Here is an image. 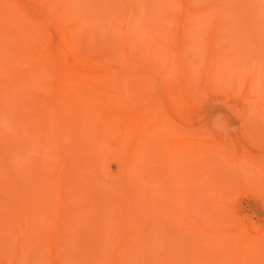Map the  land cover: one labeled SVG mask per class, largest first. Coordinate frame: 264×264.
<instances>
[{
    "label": "rangeland",
    "instance_id": "1",
    "mask_svg": "<svg viewBox=\"0 0 264 264\" xmlns=\"http://www.w3.org/2000/svg\"><path fill=\"white\" fill-rule=\"evenodd\" d=\"M48 1L0 0V264H239L235 218L264 236V0ZM161 34L179 69L151 58ZM117 101L154 113L141 158L108 117ZM220 142L246 182L220 177L235 164Z\"/></svg>",
    "mask_w": 264,
    "mask_h": 264
},
{
    "label": "bare ground",
    "instance_id": "2",
    "mask_svg": "<svg viewBox=\"0 0 264 264\" xmlns=\"http://www.w3.org/2000/svg\"><path fill=\"white\" fill-rule=\"evenodd\" d=\"M40 1V0H39ZM46 1H48V0H46ZM57 1V0H56ZM71 1V0H70ZM69 1V2H70ZM68 2V3H69ZM48 3H51L50 1H48ZM47 3V4H48ZM39 4V3H38ZM54 4V3H53ZM69 4H72V3H69ZM50 4H48V6H49ZM54 7V6H53ZM64 7H65V5H64ZM72 7V6H71ZM52 8V7H51ZM61 8H63V7H61ZM69 8H70V6H69ZM54 9V8H53ZM67 9V8H66ZM51 10V9H50ZM17 11V10H16ZM46 11V10H45ZM52 11V10H51ZM19 14V13H18ZM58 14V13H57ZM56 14V15H57ZM74 15V14H73ZM196 15H198V20H196V21H198L197 22V25H203L204 24V22H206L208 19L207 18H205L204 16H200L201 15V13L199 12V13H197ZM196 15H195V17H196ZM76 16H77V14H76ZM170 16H171V18H173V17H175L176 15H174V13H172V14H170ZM78 17V16H77ZM70 18V17H69ZM71 19V18H70ZM179 19V18H178ZM72 20V19H71ZM79 20V19H78ZM66 22H68V21H66ZM13 24V23H12ZM82 24V23H81ZM63 25V24H62ZM72 25V24H71ZM71 25H70V27H71ZM74 25V24H73ZM79 25H80V23H79ZM14 26V25H13ZM75 26V25H74ZM81 26V25H80ZM79 27V26H78ZM14 28V27H13ZM37 28V27H36ZM57 29H58V27H57ZM74 29V28H73ZM72 29V30H73ZM62 30V29H61ZM67 30V29H66ZM76 30V29H75ZM79 30V29H78ZM77 30V31H78ZM64 31H65V29H64ZM77 31H75V32H77ZM199 32V28H196V32ZM60 32V31H59ZM63 32V31H62ZM62 32H60V36H61V33ZM71 32V30H69V33ZM78 33V32H77ZM138 33H139V31H138ZM63 34V33H62ZM66 35V34H65ZM69 35V34H68ZM71 35V34H70ZM74 35V31L72 32V37H73V39L71 40V42L73 41H76V40H74V37L75 36H73ZM77 36V35H76ZM168 36H169V38H168ZM66 37H67V35H66ZM68 37H70V39L72 38L71 36H68ZM138 36H136V38H137ZM156 38H158L159 40L158 41H156V42H158V44H156V45H154V47H151V50H152V53H153V55H151V58H154V59H156V58H158V59H161V61H163V65L170 71V70H174V69H176V68H178V65L176 64V63H171L170 62V58H166V54H167V52H166V50H167V48H169V46H171L172 45V40H173V38L172 37H170V35H163V34H161L160 36L158 35ZM75 39H77V38H75ZM64 40H65V38H64ZM138 40V39H137ZM68 41H69V39H68ZM66 42V41H65ZM71 42H69L70 43V46H71ZM72 42V43H73ZM80 42V41H79ZM154 42H155V40H154ZM74 43H76V42H74ZM65 44V43H64ZM75 45V44H74ZM78 45V44H77ZM193 45H195V44H193ZM192 45V47H194ZM66 47V46H65ZM72 47V46H71ZM195 47H196V45H195ZM194 47V48H195ZM75 48V47H74ZM73 48V49H74ZM125 48V47H124ZM67 49V48H66ZM69 49V48H68ZM126 49V48H125ZM76 50V49H75ZM45 52V51H44ZM166 52V53H165ZM164 53H165V58L163 59V56H164ZM8 54H10V52L8 53ZM15 54V53H14ZM50 54V53H49ZM65 54V53H64ZM63 54V55H64ZM77 54V53H76ZM52 55V54H51ZM61 55V54H60ZM84 56V55H83ZM7 57V56H6ZM8 57H12V56H8ZM61 57V56H60ZM75 57V56H74ZM47 58V57H46ZM9 59V58H8ZM49 59V58H48ZM60 59V58H59ZM63 59H64V57H63ZM67 59V58H66ZM78 59H80V58H78ZM82 59V58H81ZM129 59V58H128ZM145 61L144 62H146V59H144ZM67 61V60H66ZM153 61V60H152ZM6 62H8V61H6ZM47 62H49V61H47ZM63 62V61H62ZM65 62V61H64ZM63 62V63H64ZM155 62H156V60H155ZM79 63V62H78ZM152 63V62H151ZM162 63V62H161ZM160 63V64H161ZM51 64H54V63H51ZM77 64V63H76ZM80 64V63H79ZM81 64H83V63H81ZM157 64V63H156ZM6 65V64H5ZM40 65H42V71H43V69L44 70H48L49 71V69L46 67V66H43V64H40ZM10 66V65H9ZM11 66H12V64H11ZM38 66H39V64H38ZM70 66V65H69ZM81 66V65H80ZM90 66V65H89ZM158 66V65H157ZM160 66V65H159ZM162 66V65H161ZM179 66H180V64H179ZM82 67V66H81ZM50 68V67H49ZM83 68V67H82ZM155 68V67H154ZM154 68H152V69H154ZM157 68V67H156ZM155 68V69H156ZM170 68H172V69H170ZM66 69V68H65ZM77 69V68H76ZM158 69V68H157ZM156 69V70H157ZM179 69V68H178ZM217 70H218V68H216ZM74 70V69H73ZM82 70V69H81ZM172 70V71H173ZM215 71V72H213L212 71V73L213 74H216V75H218V71ZM39 71V70H38ZM72 71V70H71ZM220 72V71H219ZM47 72H45V74H46ZM60 73H62V72H60ZM67 73V72H66ZM209 73H210V71H209ZM222 73V72H221ZM42 74V73H41ZM45 74H43V75H45ZM39 75V74H38ZM65 75V74H64ZM87 75V74H86ZM130 75V74H129ZM216 75L214 76V75H212V77L214 76V77H216ZM221 76H222V78L223 77H227V75H225V74H223V75H225V76H223L222 74H220ZM79 76V75H78ZM77 76V77H78ZM81 76V75H80ZM97 76V75H96ZM220 76V77H221ZM234 77H236L235 75H233ZM234 77H231V80H232V86L234 85V86H236L237 85V82L236 83H234L236 80H237V77H236V79L234 78ZM74 78H75V76H74ZM79 78V77H78ZM77 78V79H78ZM85 78H87V77H85ZM92 78V77H91ZM96 78V77H95ZM102 78H104V77H102ZM179 78V77H178ZM235 80H234V79ZM76 79V78H75ZM80 79V78H79ZM97 79V78H96ZM81 80V79H80ZM173 80V79H172ZM234 80V81H233ZM81 81H83V80H81ZM84 81H85V79H84ZM100 81V80H99ZM95 82V81H94ZM103 82H105V81H103ZM107 82V81H106ZM85 83V82H84ZM89 83H92V82H89ZM122 83V82H121ZM67 85V84H66ZM106 84H104V86H105ZM123 86V85H122ZM126 86V85H125ZM176 86V85H175ZM21 87V86H20ZM70 87V86H69ZM115 87H116V85H115ZM133 87V86H132ZM82 88V87H81ZM99 88V87H98ZM118 88V87H117ZM177 88V87H176ZM234 88V87H233ZM251 88V87H250ZM62 89H67V87H63ZM253 89V88H252ZM76 90V89H75ZM78 90V89H77ZM122 90H123V88H122ZM146 90V89H145ZM66 91V90H65ZM91 91V90H90ZM93 91V90H92ZM99 91H101V89L99 90ZM170 91V90H169ZM235 91H236V89H235ZM61 92H62V90H61ZM73 92L74 91H72V90H69L68 91V96L66 97V96H64L63 97V99H64V102H65V104L66 103H68L69 102V99H70V96L73 94ZM87 92H89V91H87ZM144 92H146V91H144ZM253 90L252 91H250V92H248V94L247 95H249V96H247L246 95V97H248V99H249V97H253ZM75 93V92H74ZM78 93H79V91H78ZM95 93V92H94ZM98 93V92H97ZM96 93V94H97ZM102 93H104V92H102ZM173 93V92H172ZM171 93V94H172ZM76 94L77 93H75V96H76ZM114 94V93H113ZM84 95V94H83ZM86 95V94H85ZM252 95V96H251ZM62 96V95H61ZM108 96V95H107ZM111 95H109V98L107 99V97H106V99H107V101H109V99L113 96H111ZM116 97L115 98H118L117 96H119V95H115ZM256 96V95H255ZM258 96V95H257ZM73 97V96H72ZM101 97V96H100ZM120 97H124L123 96V94L122 95H120ZM118 98L119 100H121V98ZM246 97H244V98H246ZM77 98V97H76ZM91 99H93L92 97H91ZM97 99V98H96ZM111 99H113V98H111ZM118 99H116V100H118ZM122 99H125V98H122ZM247 99V98H246ZM245 99V100H246ZM76 100V99H75ZM101 100V99H100ZM103 100V99H102ZM115 100V101H116ZM168 100H169V98H168ZM252 100V99H251ZM106 101V100H105ZM106 101V102H107ZM114 101V100H113ZM123 102H124V100H122ZM121 101V102H122ZM132 101V100H131ZM136 101V100H135ZM139 101V100H138ZM249 101V100H248ZM248 101H247V103H248ZM73 102V101H72ZM93 102H94V100H93ZM100 102V101H99ZM110 102V101H109ZM152 102V101H151ZM259 102H260V100H257L256 101V103L255 104H257L258 103V105H259ZM108 103V102H107ZM115 102H112V104L111 105H109V104H107L106 106L108 107V113H109V109L111 108L110 106H113V104H114ZM143 103V102H142ZM69 104H71V103H69ZM69 104H67V105H69ZM124 104V107H127L126 105L127 104H125V103H123ZM135 104V103H134ZM158 104V103H157ZM263 104V103H262ZM159 105V104H158ZM247 105V104H246ZM261 105V104H260ZM106 106L104 107V108H106ZM121 104L120 103H118V101L115 103V105L113 106L114 108V110H112L111 109V111L112 112H110L109 113V116L108 117H110V119H113L114 121H113V123H119V122H117V121H122V120H125V121H128L127 123L129 124V129L127 128L128 127V125H126L127 127V129L129 130H127V129H125V131L123 130V143L124 142H128L127 144H129V148H128V153L129 154H127L128 155V161H131V160H133L134 158L133 157H137V156H139L140 154L142 155L143 154V152L142 153H140V152H137V151H139V149L141 150V149H143V147H145L144 145H143V143H142V141H145V138H146V136L147 135H149V131H150V133H152V131L151 130H155V129H151V127H153V125H154V122H156V118L154 117V121L152 120V118H153V114H151L150 116H152V118H149V117H147L148 116V114H145V113H143V111L142 110H134V109H131L130 111H128V112H126V113H123V111L121 112L120 111V109L119 108H121ZM135 106V105H134ZM262 106V105H261ZM110 107V108H109ZM133 106H131V108H132ZM136 107V106H135ZM134 108V107H133ZM145 108V107H144ZM144 108H142V109H144ZM257 108V107H256ZM257 109H260V107L259 108H257ZM56 110V109H55ZM126 110V109H125ZM127 110H129V109H127ZM145 110V109H144ZM157 110V109H156ZM56 112H59V111H56ZM149 114H150V112H149ZM156 115V114H155ZM148 118L149 119H151V121H153V123H151L150 125H152V126H150V125H148L149 123H150V120H148ZM105 119H108L107 118V116H106V118ZM120 119H122V120H120ZM110 121V120H109ZM108 121V122H109ZM148 121H149V123H148ZM110 123H112V122H110ZM122 123V122H121ZM124 123V122H123ZM165 124V126L167 127V124L166 123H164ZM155 125H156V123H155ZM158 126V125H157ZM124 127V126H123ZM162 127V126H161ZM154 128H156V127H154ZM131 129V130H130ZM166 129V128H165ZM157 130V129H156ZM167 130V129H166ZM162 132V130L160 131V133ZM162 134V133H161ZM158 135H159V132H158ZM168 135V134H167ZM171 135H173V134H170L168 137H170ZM181 135V134H180ZM196 135V134H195ZM194 135V136H195ZM173 139V141H176V142H178L179 144V148H177V150H181L180 151V153H183V152H186V151H188L189 153H191V154H195L196 156H198V154H201L203 151H202V149H204V148H202L201 149V147L200 146H194L195 145V143H189L187 140H179V139H177V135H176V137L173 135V136H171ZM180 137V136H179ZM197 138V137H196ZM165 139V138H164ZM167 139V138H166ZM165 141V140H164ZM149 142V141H148ZM154 142V141H153ZM166 142H167V140H166ZM191 142V141H190ZM145 143V142H144ZM147 143V142H146ZM229 143V142H228ZM139 145V146H138ZM140 145H143V147L142 146H140ZM146 146H147V144H145ZM225 143L224 142H220V143H218L216 146H214L212 149V151L211 152H213V153H215L216 154V157L215 158H217L218 156H219V158L221 157V158H228L227 159V161H228V163H231L232 162V164L233 163H235L234 164V167H231L230 166V164H229V168H230V170H228L229 172H226L225 173V171L223 172V173H221V172H219V171H217V173L219 174V176H220V173L223 175H221L220 177H229V178H231L232 180L234 179V180H237V181H240V179H241V181H242V178H241V176L244 178V176H243V173L246 171V170H241V168H240V170L242 171V175L239 173L238 174V172H239V167L241 166V165H236V162H234V160L232 159V157H230V156H232L231 154L232 153H229V147L226 145V147H225ZM150 146H152V145H150ZM156 147V146H155ZM161 147V146H160ZM174 147H176V143H175V146ZM181 147V148H180ZM198 147H199V149H198ZM152 148V147H151ZM157 148V147H156ZM155 148V149H156ZM182 148H184L185 150L183 151V149ZM145 149V148H144ZM206 149V148H205ZM147 150V149H146ZM149 150V149H148ZM152 150H153V148H152ZM166 150V149H165ZM144 151V150H143ZM155 151V150H154ZM172 152H169V155H170V157H172L171 156V154L173 155V148H172V150H171ZM183 151V152H182ZM137 152V153H136ZM206 152V151H205ZM136 153V154H135ZM151 153H153V151H151ZM171 153V154H170ZM133 154H135L136 156H132ZM138 154V155H137ZM174 154H176V153H174ZM178 154V153H177ZM176 154V155H177ZM186 154H187V152H186ZM203 154V153H202ZM207 154H208V152H207ZM212 154V153H211ZM230 156H229V155ZM126 155V156H127ZM144 156H145V153L143 154ZM142 155V156H143ZM168 155V154H167ZM189 155V154H188ZM192 155V156H193ZM209 155V154H208ZM95 156V155H94ZM132 157L133 159H131V158H129V157ZM150 156V155H149ZM175 156V155H174ZM185 156H187V155H185ZM191 156V157H192ZM206 156V155H205ZM224 156V157H223ZM194 157V156H193ZM192 157V158H193ZM210 157V156H209ZM95 158V157H94ZM138 158H141V156H139ZM199 158V157H198ZM197 158V160H193V161H198L199 159ZM202 158H204V157H202ZM220 158V159H221ZM224 158V159H225ZM230 158V159H229ZM196 159V158H195ZM144 160V159H143ZM169 160H170V158H169ZM226 160V159H225ZM224 160V161H225ZM200 161V160H199ZM217 161V160H216ZM221 161V160H220ZM134 162H135V160H134ZM133 162V163H134ZM136 162H139V161H137L136 160ZM238 162V161H237ZM144 163V162H143ZM223 163H225V162H223ZM241 162H240V160H239V163L238 164H240ZM136 164V163H135ZM231 164V165H232ZM142 165V164H141ZM238 167V169L236 170V173L234 172V173H232L233 171H235V169L232 171L231 170V168H235L236 166ZM124 166H126V165H124ZM227 166V165H226ZM242 166H244V165H242ZM131 167V166H130ZM197 167V166H196ZM245 167V166H244ZM243 167V168H244ZM126 168H127V166H126ZM129 168V167H128ZM194 168V167H193ZM223 167H221V169H222ZM224 168L226 169V167L224 166ZM245 168H247V167H245ZM260 169H262L263 167H262V165L259 167ZM228 169V168H227ZM227 169H226V171H227ZM251 169V168H250ZM139 170V169H138ZM131 171H133V169L131 170ZM244 171V172H243ZM252 171V170H251ZM262 171H263V169H262ZM135 173H136V171H134ZM247 172V171H246ZM264 172V171H263ZM135 173H133V174H135ZM255 173V172H254ZM261 173V172H260ZM137 174H140L139 172L138 173H136L134 176H136ZM131 175V174H130ZM245 175V174H244ZM247 175H249V173L247 174ZM256 175V174H255ZM254 175V176H255ZM136 177H138V176H136ZM262 177V176H261ZM248 177H246V179H247ZM250 178V177H249ZM257 178H258V175H257ZM217 179H219V177L217 178ZM245 178L243 179V181L244 180H246ZM254 179V178H253ZM249 180V179H248ZM250 180H251V178H250ZM263 180V179H262ZM242 181V183H244V182H246V181H244L243 182ZM252 181V180H251ZM264 181V180H263ZM258 182V181H257ZM262 182V181H261ZM260 182V183H261ZM238 183V182H237ZM250 183H255V182H250ZM258 184H259V182H258ZM263 184V183H262ZM240 185V184H239ZM242 185V184H241ZM261 185V184H260ZM263 186V185H262ZM264 187V186H263ZM249 189H252V188H249ZM254 192V191H253ZM263 192V191H262ZM258 193V192H257ZM261 195V194H260ZM263 195V194H262ZM263 199V198H262ZM165 204V203H164ZM53 209V208H52ZM172 209H174V210H176L175 211V213H177L178 211H177V208L176 207H173ZM190 209V208H189ZM53 212H54V210H53ZM232 212V211H231ZM230 212V213H231ZM188 214H190L191 213V211L189 210L188 212H187ZM56 215V214H55ZM233 215V214H232ZM235 215V214H234ZM233 215V217H235ZM230 216V215H229ZM229 216H228V219H227V222L224 224V226H226V227H224L223 228V231H229L228 229H231L230 228V224H229ZM190 220H192L193 218H191V217H188ZM194 223L192 224L194 227H196V228H205V224L204 223H200L199 221H197V220H194L193 221ZM235 222H236V224H237V229H236V231H234V233H233V235L232 236H234V237H236L238 240H239V242L241 243V245H240V256H239V259H238V263L239 264H242V263H244V262H248V264H258V262H257V257L259 256L258 255V252L259 251H264V236L263 237H261V235L259 236L260 238H257L256 237V239H251L250 237H249V235H247V233H246V230L244 229V227H242V225H241V219H237V218H235ZM53 223V222H52ZM54 224V223H53ZM249 225V224H248ZM253 227H254V229H256V228H258L259 226L257 225H254V224H251ZM54 226H55V224H54ZM50 228H51V226H50ZM53 229V228H52ZM259 229V228H258ZM264 230H262V233H264L263 232ZM218 232H219V230H218ZM261 233V232H260ZM261 233V234H262ZM255 235V234H254ZM51 242V241H50ZM263 243V244H262ZM55 244H57V243H55ZM54 245V244H53ZM261 245V246H260ZM55 246V245H54ZM70 247V246H69ZM58 248V247H57ZM141 253V252H140ZM245 253H246V256H245ZM144 254H142V256H143ZM215 256H217L216 254H214ZM248 255V256H247ZM139 256V255H138ZM141 257V256H140ZM54 261V260H53ZM205 264H214L213 262H211V261H207V262H204ZM53 264V263H52Z\"/></svg>",
    "mask_w": 264,
    "mask_h": 264
}]
</instances>
